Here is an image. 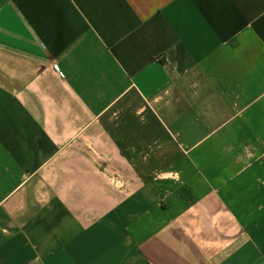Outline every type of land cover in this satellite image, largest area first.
<instances>
[{"label":"crops","instance_id":"1","mask_svg":"<svg viewBox=\"0 0 264 264\" xmlns=\"http://www.w3.org/2000/svg\"><path fill=\"white\" fill-rule=\"evenodd\" d=\"M0 264H264V0H0Z\"/></svg>","mask_w":264,"mask_h":264}]
</instances>
